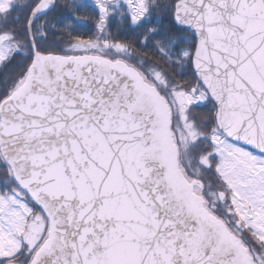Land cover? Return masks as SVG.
<instances>
[{
	"label": "snow or ice",
	"instance_id": "6c2138e0",
	"mask_svg": "<svg viewBox=\"0 0 264 264\" xmlns=\"http://www.w3.org/2000/svg\"><path fill=\"white\" fill-rule=\"evenodd\" d=\"M0 264H264V0H0Z\"/></svg>",
	"mask_w": 264,
	"mask_h": 264
},
{
	"label": "trees",
	"instance_id": "16d2710c",
	"mask_svg": "<svg viewBox=\"0 0 264 264\" xmlns=\"http://www.w3.org/2000/svg\"><path fill=\"white\" fill-rule=\"evenodd\" d=\"M91 27V21L88 22L87 26L83 30H88Z\"/></svg>",
	"mask_w": 264,
	"mask_h": 264
}]
</instances>
